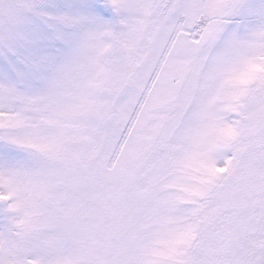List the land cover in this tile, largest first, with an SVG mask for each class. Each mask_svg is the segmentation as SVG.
<instances>
[{
    "label": "snow or ice",
    "instance_id": "obj_1",
    "mask_svg": "<svg viewBox=\"0 0 264 264\" xmlns=\"http://www.w3.org/2000/svg\"><path fill=\"white\" fill-rule=\"evenodd\" d=\"M0 264H264V0H0Z\"/></svg>",
    "mask_w": 264,
    "mask_h": 264
}]
</instances>
